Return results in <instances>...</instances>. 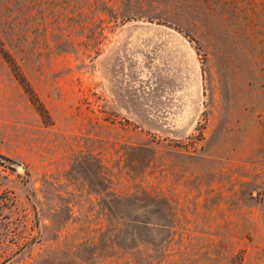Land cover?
<instances>
[{
	"label": "rangeland",
	"instance_id": "1",
	"mask_svg": "<svg viewBox=\"0 0 264 264\" xmlns=\"http://www.w3.org/2000/svg\"><path fill=\"white\" fill-rule=\"evenodd\" d=\"M0 264H264V0H0Z\"/></svg>",
	"mask_w": 264,
	"mask_h": 264
},
{
	"label": "trees",
	"instance_id": "2",
	"mask_svg": "<svg viewBox=\"0 0 264 264\" xmlns=\"http://www.w3.org/2000/svg\"><path fill=\"white\" fill-rule=\"evenodd\" d=\"M13 164V161L5 156L0 155V164Z\"/></svg>",
	"mask_w": 264,
	"mask_h": 264
}]
</instances>
